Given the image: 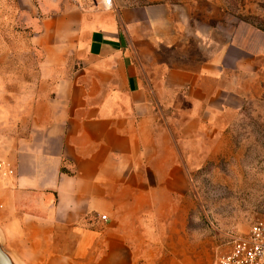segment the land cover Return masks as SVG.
<instances>
[{"label": "crops", "instance_id": "obj_1", "mask_svg": "<svg viewBox=\"0 0 264 264\" xmlns=\"http://www.w3.org/2000/svg\"><path fill=\"white\" fill-rule=\"evenodd\" d=\"M17 2L40 69L0 78L3 246L21 264H135L156 190L180 188L156 164L159 110L237 102L229 74L264 56V32L242 22L215 47L214 21L174 4Z\"/></svg>", "mask_w": 264, "mask_h": 264}, {"label": "rangeland", "instance_id": "obj_2", "mask_svg": "<svg viewBox=\"0 0 264 264\" xmlns=\"http://www.w3.org/2000/svg\"><path fill=\"white\" fill-rule=\"evenodd\" d=\"M124 1L194 9L195 19L214 21L215 47L242 22L264 32V0ZM17 5L0 0V78L31 82L40 54L30 45L31 32L19 20ZM228 85L237 102L159 110L155 145L166 153L156 156V164L165 162L166 180L180 188L156 190L163 214L144 223L156 236L140 239L135 264H213L229 251L231 238L264 216V56L244 73L229 74Z\"/></svg>", "mask_w": 264, "mask_h": 264}, {"label": "built area", "instance_id": "obj_3", "mask_svg": "<svg viewBox=\"0 0 264 264\" xmlns=\"http://www.w3.org/2000/svg\"><path fill=\"white\" fill-rule=\"evenodd\" d=\"M102 4L106 9L112 8V0H102ZM228 244L229 251L216 256L213 264H264V216L258 218L247 233L235 235Z\"/></svg>", "mask_w": 264, "mask_h": 264}, {"label": "water", "instance_id": "obj_4", "mask_svg": "<svg viewBox=\"0 0 264 264\" xmlns=\"http://www.w3.org/2000/svg\"><path fill=\"white\" fill-rule=\"evenodd\" d=\"M0 264H21V262L3 246V238L0 233Z\"/></svg>", "mask_w": 264, "mask_h": 264}]
</instances>
